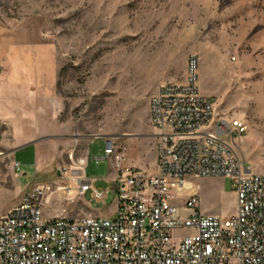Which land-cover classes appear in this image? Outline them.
Segmentation results:
<instances>
[{
    "label": "rangeland",
    "instance_id": "374dc122",
    "mask_svg": "<svg viewBox=\"0 0 264 264\" xmlns=\"http://www.w3.org/2000/svg\"><path fill=\"white\" fill-rule=\"evenodd\" d=\"M21 42L53 46L61 62L54 95L63 123L80 138L77 157L90 142L85 178L95 180L96 188H108L110 165L96 163L105 157L107 137L128 147L132 168L158 174L150 101L159 86L185 81L193 59L200 90L215 99L217 115L247 124V133L237 138L239 157L264 175V0H0L3 73L10 45ZM44 55L39 50L26 59L37 65ZM45 141L44 149L54 156L45 155L36 175L21 154L18 172L12 150L0 145V217L40 183L55 189L44 206L46 217L47 212L49 218L111 213L112 195L106 204H90L92 190L86 203L57 189L64 179L56 170L71 161L68 155L57 157L60 145L54 149ZM192 183L204 212L235 214L236 194L228 179Z\"/></svg>",
    "mask_w": 264,
    "mask_h": 264
},
{
    "label": "built area",
    "instance_id": "2783aa9c",
    "mask_svg": "<svg viewBox=\"0 0 264 264\" xmlns=\"http://www.w3.org/2000/svg\"><path fill=\"white\" fill-rule=\"evenodd\" d=\"M150 110L158 174L132 168L128 147L114 137L104 138L105 157L96 159L110 165L107 189L85 178L88 159L70 156L57 189L79 201L92 190L90 204L112 195L113 213L46 217L55 189L38 184L0 217V264H264V175L237 147L247 124L217 115L215 99L200 90L195 59L185 81L158 87ZM4 126L0 120V140ZM214 177L228 179L236 194L228 218L205 213L198 189L188 186Z\"/></svg>",
    "mask_w": 264,
    "mask_h": 264
},
{
    "label": "crops",
    "instance_id": "0c3cea01",
    "mask_svg": "<svg viewBox=\"0 0 264 264\" xmlns=\"http://www.w3.org/2000/svg\"><path fill=\"white\" fill-rule=\"evenodd\" d=\"M10 46L11 55L9 54L6 58V68L13 67V70L10 69L7 72L6 69L5 73L0 76V120L5 125L0 145L12 150L16 163L20 165V170L22 163L17 157L21 154V158L28 161L27 165L34 169L35 175L42 170V165L46 162L45 155H50L51 158L54 156L51 151L47 153L41 140L44 142L48 140L47 142L52 144L51 147L54 149L55 146L60 145L57 154L59 158L68 155L69 159L72 156L74 159L89 160L90 142L84 148L82 155L77 157L76 153L80 138H73L70 129L66 126L68 124L65 125L62 121L59 99L54 95V89L61 70V62L54 57L53 46L47 43L31 45L24 42L14 43ZM39 50H42L45 55L42 60L37 62V65L32 58L26 59V56H32ZM36 67H38V70H36ZM35 72L40 75L39 78L31 74ZM38 82L43 88L44 96H41L40 91H38ZM34 84L35 86H33ZM73 143H75L74 146ZM63 167L59 165L57 168L58 177L61 176L60 171ZM15 169L17 170L16 167ZM20 175L24 176L25 174ZM108 182L109 176L107 178ZM36 185L38 184H35L32 188ZM32 188L27 190L26 193ZM20 201L21 199L8 206V211L18 205ZM86 205H89V203ZM113 211L103 216H109ZM91 214L101 216L99 213ZM47 215L50 217L51 213L47 212Z\"/></svg>",
    "mask_w": 264,
    "mask_h": 264
},
{
    "label": "bare ground",
    "instance_id": "6f19581e",
    "mask_svg": "<svg viewBox=\"0 0 264 264\" xmlns=\"http://www.w3.org/2000/svg\"><path fill=\"white\" fill-rule=\"evenodd\" d=\"M193 184L192 183H188V186L190 187V186H192Z\"/></svg>",
    "mask_w": 264,
    "mask_h": 264
}]
</instances>
